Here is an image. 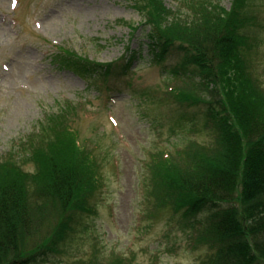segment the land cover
<instances>
[{
    "label": "rangeland",
    "instance_id": "obj_1",
    "mask_svg": "<svg viewBox=\"0 0 264 264\" xmlns=\"http://www.w3.org/2000/svg\"><path fill=\"white\" fill-rule=\"evenodd\" d=\"M219 1L229 9L233 0ZM243 8L255 17L244 29L255 42L251 70L264 88V0H247ZM143 23L134 0H0V161L12 153L23 169L37 171L38 163L23 161L16 150L49 116L67 108L68 122L101 172L89 209L74 211L55 250H46L38 264H107L112 257L133 264L206 260L209 250L195 240L197 228L171 204L160 206L147 164L152 153L187 139H211L203 106L176 100L169 91L199 82L197 74L185 76L198 68L183 66L187 54L175 42L161 56ZM56 46L112 63V70L84 76L55 59Z\"/></svg>",
    "mask_w": 264,
    "mask_h": 264
},
{
    "label": "trees",
    "instance_id": "obj_2",
    "mask_svg": "<svg viewBox=\"0 0 264 264\" xmlns=\"http://www.w3.org/2000/svg\"><path fill=\"white\" fill-rule=\"evenodd\" d=\"M134 1L159 54L175 42L187 54L183 66H197L185 76L197 74L199 82L169 91L176 100L201 104L211 132L208 141L187 139L151 154L153 192L161 207L171 204L197 228L195 240L209 250L204 264H264V88L249 60L255 42L244 28L255 17L244 11L247 0H233L229 9L219 0H178L174 8L163 0ZM56 47L55 59L84 76L112 70V63ZM71 113L49 116L18 146L37 171L23 169L12 153L0 161V264L43 262L40 255L55 250L74 211L89 209L101 172L68 122ZM124 260L107 264H133Z\"/></svg>",
    "mask_w": 264,
    "mask_h": 264
}]
</instances>
